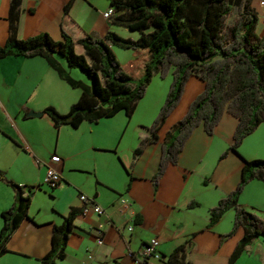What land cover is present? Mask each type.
I'll return each instance as SVG.
<instances>
[{
	"label": "crops",
	"instance_id": "crops-1",
	"mask_svg": "<svg viewBox=\"0 0 264 264\" xmlns=\"http://www.w3.org/2000/svg\"><path fill=\"white\" fill-rule=\"evenodd\" d=\"M10 1L0 0V48L9 37ZM69 2V17L85 33L96 38L107 32L132 40L139 37L138 32L113 24L117 13L103 16L111 8L108 0H21L17 38L26 40L45 33L53 41H61L60 22ZM261 2L264 0H251L259 37L264 36ZM134 53L133 64L123 70L137 64L138 54ZM57 60L75 81L91 85L62 59ZM203 90V82L190 77L179 103L158 131L157 142H145L151 124L142 120L123 146L124 112L95 123L83 122L76 129L70 125L55 128L43 111L52 107L67 114L79 100L81 89L70 87L40 56L1 58L0 174L23 189L32 188L33 194L28 219L11 236L0 264H43L41 258L51 249L53 226L61 225L71 208H83L81 195L104 213L75 218L66 257L57 264H129L128 254L137 253L152 238L159 242L163 256V262L156 264H165L167 256L184 243L190 264H228L243 229L224 238L233 227L235 210L229 209L213 226L209 225V211L235 190L243 160H264V123L243 139L237 153L228 151L237 126L231 115L222 116L212 135L202 126L195 128L177 164L166 169L156 186L153 182L168 131ZM30 112L41 115L31 117ZM141 146V153L135 155ZM47 167L61 176L50 196L38 189ZM14 196L13 188L0 176V231L1 215L12 207ZM38 196L48 197L47 203L36 204ZM191 203L198 206L189 208ZM238 204L264 219V183L249 182ZM234 264H264V238L256 239Z\"/></svg>",
	"mask_w": 264,
	"mask_h": 264
},
{
	"label": "trees",
	"instance_id": "trees-1",
	"mask_svg": "<svg viewBox=\"0 0 264 264\" xmlns=\"http://www.w3.org/2000/svg\"><path fill=\"white\" fill-rule=\"evenodd\" d=\"M114 13L113 24L138 32L136 40L107 32L103 38L85 33L69 17L72 2L65 5L60 22L61 41L41 33L26 40L17 38L21 0H11L9 37L0 48V59L7 56H40L72 88H80L79 100L67 114L48 107L55 128L83 122H98L124 112L131 118L139 100L158 74L164 77L173 70V81L157 118L147 129L146 143L158 140V131L179 103L190 77L199 79L204 90L190 104L184 117L172 127L162 145L155 186L166 169L176 165L180 153L195 128L202 126L212 135L226 113L237 119L233 143L228 151L238 152L245 137L264 123V36L256 33L258 18L251 0H108ZM234 15V17H232ZM112 46L138 54V62L123 70ZM79 69L91 85L75 81L61 66ZM142 146L135 150L140 154ZM227 151V152H228ZM225 152L221 157H225ZM242 176L234 191L219 200L209 211V225H215L229 209L235 210L233 227L224 238L239 228L244 235L229 258L234 264L256 239L264 238V219L241 208L239 196L245 186L257 180L264 183V160H243ZM1 179L15 191L14 203L2 213L0 256L8 252L7 244L23 220L28 219L32 188L23 189ZM198 206L189 204V208ZM82 209L71 208L61 225L53 226L51 249L41 258L43 264H57L66 257V247L74 221ZM187 243L173 250L165 264H190L186 259Z\"/></svg>",
	"mask_w": 264,
	"mask_h": 264
},
{
	"label": "rangeland",
	"instance_id": "rangeland-1",
	"mask_svg": "<svg viewBox=\"0 0 264 264\" xmlns=\"http://www.w3.org/2000/svg\"><path fill=\"white\" fill-rule=\"evenodd\" d=\"M232 17H234V15ZM113 51L116 54L117 60L122 69L133 64V60L136 57L133 51L125 50L117 46L114 47ZM74 69L76 70V73H79L80 75H82L81 76L82 78L84 77L87 81L89 80L87 76L83 74L79 69L77 68H74ZM172 74H173V70L171 69L164 77H161L160 75H156L152 78V81L147 87L144 96L142 97L141 100H139L132 117L125 118L126 120L124 122V125H121L122 136L124 135L122 138L121 145L124 146L127 143L129 137H133V128L140 121L148 120V123L150 122V124L152 125L154 120L157 118L160 112V109L163 106L166 100L167 94L170 90V86L173 81ZM45 173H46V170H45ZM40 191L45 193L47 196H50L54 190H52L48 185H46L43 180V183L40 187ZM45 199H48V197L38 196V198H36L35 203L36 204L38 203L46 204L47 202H45L46 201ZM250 213H253V212H250Z\"/></svg>",
	"mask_w": 264,
	"mask_h": 264
},
{
	"label": "built area",
	"instance_id": "built-area-1",
	"mask_svg": "<svg viewBox=\"0 0 264 264\" xmlns=\"http://www.w3.org/2000/svg\"><path fill=\"white\" fill-rule=\"evenodd\" d=\"M264 6V2H261ZM114 14V10L110 8L106 13L103 14L105 18H109ZM61 182V176L59 172L53 168L47 167L46 174L44 178V183L48 185L52 190L57 187ZM41 186L38 187L40 189ZM79 199L83 202L82 215L86 216L90 212L97 215H102L104 213L103 209L96 205L93 200L87 199L85 196L81 195ZM102 239L100 236L97 238V243L102 244ZM129 264H156L163 262V256L159 251V242L157 239L152 238L146 242L137 253H129Z\"/></svg>",
	"mask_w": 264,
	"mask_h": 264
},
{
	"label": "water",
	"instance_id": "water-1",
	"mask_svg": "<svg viewBox=\"0 0 264 264\" xmlns=\"http://www.w3.org/2000/svg\"><path fill=\"white\" fill-rule=\"evenodd\" d=\"M41 115V113H35V112H30L29 116L31 117H39Z\"/></svg>",
	"mask_w": 264,
	"mask_h": 264
}]
</instances>
